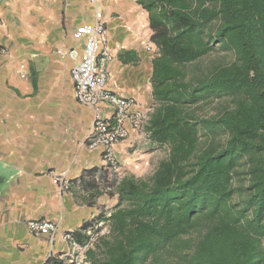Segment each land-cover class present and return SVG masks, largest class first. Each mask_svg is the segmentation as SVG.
Segmentation results:
<instances>
[{
  "label": "trees",
  "instance_id": "trees-1",
  "mask_svg": "<svg viewBox=\"0 0 264 264\" xmlns=\"http://www.w3.org/2000/svg\"><path fill=\"white\" fill-rule=\"evenodd\" d=\"M139 2L158 49L147 129L167 155L106 182L118 202L72 237L107 227L93 264H264V0Z\"/></svg>",
  "mask_w": 264,
  "mask_h": 264
},
{
  "label": "crops",
  "instance_id": "crops-1",
  "mask_svg": "<svg viewBox=\"0 0 264 264\" xmlns=\"http://www.w3.org/2000/svg\"><path fill=\"white\" fill-rule=\"evenodd\" d=\"M98 20L112 55L104 66L107 87L134 97L148 113L141 128L130 127L114 146L115 172L106 171L104 150L90 148L88 140L96 117L109 119L114 110L80 104L71 74L84 43L75 30ZM151 34L139 0H0V44L7 48L0 56V264L68 258L71 241L64 235L80 232L118 202L115 187L104 184L115 176L116 183L145 178L157 168L164 147L147 129L158 53ZM42 219L57 225L55 236L29 230L30 220Z\"/></svg>",
  "mask_w": 264,
  "mask_h": 264
},
{
  "label": "built area",
  "instance_id": "built-area-1",
  "mask_svg": "<svg viewBox=\"0 0 264 264\" xmlns=\"http://www.w3.org/2000/svg\"><path fill=\"white\" fill-rule=\"evenodd\" d=\"M98 15H101L100 11ZM107 36V29L101 20L76 28L74 37L83 40L84 43L80 62L73 66L71 74L75 82L76 98L80 104L96 108L99 104L106 103L114 110L113 116L109 119L96 117L88 140L90 148L104 150L105 161L116 170L114 146L129 135L130 127L141 128L147 120L148 113L138 107L134 97L117 94L107 87L104 66L112 58L110 51L103 46L107 42ZM6 54L7 48L0 44V56ZM71 54L77 57L79 52L72 50ZM62 184L68 186L69 181L64 179ZM100 226L97 232H88L89 238L85 243L73 239L71 233L64 235L66 240L71 241L70 250L66 255L68 264H90L86 257L87 250L93 247L99 235L107 233V227L102 224ZM28 228L34 234L49 232L55 236L57 232V225L46 219L30 220Z\"/></svg>",
  "mask_w": 264,
  "mask_h": 264
},
{
  "label": "rangeland",
  "instance_id": "rangeland-1",
  "mask_svg": "<svg viewBox=\"0 0 264 264\" xmlns=\"http://www.w3.org/2000/svg\"><path fill=\"white\" fill-rule=\"evenodd\" d=\"M217 54H221V53H214L212 56H210L208 59H212L213 57H216V55ZM208 59H206V60H204V61H208ZM166 155H167V148H161L160 149V153H159V155H158V157H159V160H161V159H163L164 157H166ZM118 168V162H117V167H116V169ZM152 172L150 171L148 174L147 173H144V176H147V175H149V174H151ZM143 176V177H144ZM90 263V262H89ZM90 264H93V263H90Z\"/></svg>",
  "mask_w": 264,
  "mask_h": 264
}]
</instances>
